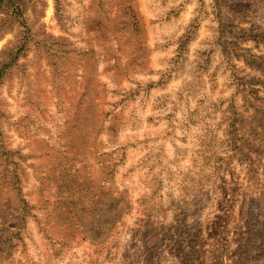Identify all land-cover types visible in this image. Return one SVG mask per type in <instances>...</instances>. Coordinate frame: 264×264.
Instances as JSON below:
<instances>
[{"label": "rangeland", "instance_id": "374dc122", "mask_svg": "<svg viewBox=\"0 0 264 264\" xmlns=\"http://www.w3.org/2000/svg\"><path fill=\"white\" fill-rule=\"evenodd\" d=\"M0 264H264V0H0Z\"/></svg>", "mask_w": 264, "mask_h": 264}]
</instances>
